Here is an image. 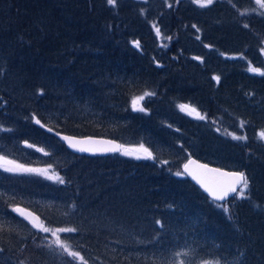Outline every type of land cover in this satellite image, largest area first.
Wrapping results in <instances>:
<instances>
[{"label": "trees", "instance_id": "1", "mask_svg": "<svg viewBox=\"0 0 264 264\" xmlns=\"http://www.w3.org/2000/svg\"><path fill=\"white\" fill-rule=\"evenodd\" d=\"M141 2L0 0V155L34 168L35 153L20 157L32 145L67 174L57 188L34 185L62 211L31 209L52 231L77 229L68 250L51 241L52 257L50 244L21 253L31 240L7 217L0 248L41 255L38 264H264V76L250 71H264V11L245 13L237 0ZM60 132L142 145L155 159L76 156ZM189 157L244 172L245 196L211 202L176 175ZM6 178L2 190L35 196ZM0 200V214L18 203Z\"/></svg>", "mask_w": 264, "mask_h": 264}, {"label": "rangeland", "instance_id": "2", "mask_svg": "<svg viewBox=\"0 0 264 264\" xmlns=\"http://www.w3.org/2000/svg\"><path fill=\"white\" fill-rule=\"evenodd\" d=\"M142 1L141 3L144 2H150V0H140ZM174 0H151V3H154V7L155 8H159L162 6H169L170 3H172ZM176 1V0H175ZM191 2L195 1V0H189ZM215 1V0H214ZM233 1V0H231ZM237 6L241 5V9L245 12L248 13V11H255L257 12L259 15H261L264 11V8H262L261 6H259L258 4H256L255 0H247L248 4L250 3V5L245 6L243 2H239V0H237ZM244 1V0H243ZM251 4L253 6H251ZM151 17H155V13L151 14ZM188 113L194 115L195 117L199 116L197 115L196 112H193L191 108H187ZM201 117V116H200ZM52 142V141H51ZM62 144V143H60ZM52 152L53 153H57L58 152V147H55V144H52ZM137 149H142V148H137ZM124 151H131L134 154L133 155H129L130 156H137L139 155L141 158H144L147 156V153L142 150H136L134 149H127L125 150V148H123V152ZM35 153L37 156L35 157V162L34 164L36 165L34 168L32 169H37L39 171L36 172H24L23 170L21 171H17V172H8L5 171V167H14L15 165H7L5 164L3 167H0V172H2L3 174L5 173L7 175V184L9 186H13L16 184H22L25 185L26 187L29 188L30 190H32L35 194V196H31L28 195L27 196H23L20 195V191L18 190V188L16 187L13 191L17 192L19 195L15 196L14 192H9L7 191V189L2 190V182L0 181V197L5 196L7 200H14L15 202H18L16 205H12L10 206V211H9V215L7 214H0V232L2 233V229L3 227L1 226V222H5L7 217H8V221L12 223L11 226V230L14 227L15 229V234L16 237L19 239L23 238L28 242V244H23L22 245V249H21V253H27L30 252L31 248H35L37 250H41L44 247L48 248L47 245L50 244V248L48 253L46 254V257L51 256L52 257V247H51V241L55 240V244L59 247V249L61 250H68L70 246V237L68 235V232H58L56 230H51L50 227L47 226V224L43 223L41 225V227L34 229L33 226L28 225L27 222L21 218L20 214H18V210H20L21 208H30L33 207L34 209H36L40 215L41 213L44 214H49L48 212L53 211H62V204L58 203V201L54 200L52 197L50 198V196L47 194V196H44L43 191H40L39 194L37 192V190L35 189V184H41L42 186L48 187V188H57L58 186H62V183H64L66 181V179L68 178L67 174L65 173H61L58 170H55L54 168L52 169L51 166H47L46 164L43 163V159H44V153L41 150H38L37 152H35L33 150V148H30L28 146H26V151H22L20 157L24 158L25 156L28 157V159L30 160L32 158L31 154ZM0 157H6L8 160L11 161H15L17 165H22V163L18 160L15 159V157L10 158L8 156H3L0 155ZM18 157V158H20ZM3 161H0V164H3ZM30 168V167H27ZM2 177H4L3 175H1ZM63 181V182H61ZM40 187V186H39ZM46 187H43L44 190H46ZM19 203H23V205H19ZM28 208V209H29ZM4 209V203L3 201L0 200V210ZM37 214V213H36ZM65 214L67 216H69V213L65 211ZM7 215V216H6ZM60 218L64 217V213L59 212L58 213ZM24 221H23V220ZM2 220V221H1ZM49 229V231L45 232L43 229ZM5 233V232H3ZM53 233H55V235H53ZM10 234V233H9ZM57 236L59 237V241L63 242V244L65 245V247H60L59 243L57 242ZM9 240V238H4L1 240V244L3 241H7ZM42 256L39 255L38 257H35V255H33L32 259H27L25 256H15L12 253H3V250L0 248V264H38L40 262V258ZM47 259V258H46ZM47 261H49V259H47ZM200 264H221L218 262H204V263H200Z\"/></svg>", "mask_w": 264, "mask_h": 264}, {"label": "snow or ice", "instance_id": "3", "mask_svg": "<svg viewBox=\"0 0 264 264\" xmlns=\"http://www.w3.org/2000/svg\"><path fill=\"white\" fill-rule=\"evenodd\" d=\"M179 2V0H177ZM195 2L201 6V7H207L209 5H212L214 0H195ZM256 4L260 5L262 8H264V0H255ZM106 4L110 5L112 7H115L117 5V0H106ZM169 7H171V4H169ZM153 27L156 30L157 35H160V29L156 27L154 24ZM245 27H248V25H245ZM168 40H171V37H168ZM136 46H139V42H134ZM261 51H264V49H261ZM199 59V57H197ZM250 71L259 73L260 75L264 76V71H261L259 68H250ZM217 82H219L220 77H214ZM146 95H151V93H146ZM139 99H143V97H140ZM134 105L136 101L133 102ZM187 106L182 105L181 108L184 109ZM141 111H144L143 108L140 109ZM193 112H195V109H192ZM197 115H199L197 113ZM201 119H204L205 117L201 116ZM37 124H39V120L36 121ZM7 130V129H5ZM51 131V129H49ZM58 135V133H57ZM260 138L264 139V131L259 133ZM65 141L69 142V146L80 151V152H91V151H103V152H114L119 151L120 147L119 145H115L113 141H74L71 137H63ZM233 139H246V137H240L233 135ZM94 145H112L111 147H93ZM29 147H32V145H29ZM141 148L143 149V146L141 145ZM144 152L147 153V156L144 158H151L155 159V157L152 156L150 152H148L147 149H143ZM123 155H133L134 153L131 151H124L122 153ZM137 159H140L141 157L139 155L136 156ZM0 161H3V164H0V167H3L5 164L7 165H15L14 167H5V171L8 172H17L23 170L24 172H36L39 171L37 169L32 168H26L23 165H17L15 161L8 160L6 157H0ZM167 163V161H165ZM196 164L195 161H189L188 164L184 165L185 172H188L189 175H192L194 179H196L203 187L204 189L216 200L223 201L225 200V197L229 194L237 193L238 187H239V193L238 195L243 198L245 196V192L249 187V180L244 172H223L220 169H211L206 164H200L197 165L196 170L190 169V165ZM205 173H213L215 174L214 177L209 181L204 179ZM177 176L183 175L182 172H177ZM63 182V181H61ZM17 211H19L17 209ZM45 232L49 231V229H43ZM58 232H75L77 229L75 228H60L57 230ZM55 235V233H53ZM57 242L59 243L60 247H65L63 242L59 241V237L57 236ZM71 255L73 257H79L81 260H83V257H80L79 252H72ZM183 255H187V253H184Z\"/></svg>", "mask_w": 264, "mask_h": 264}, {"label": "water", "instance_id": "4", "mask_svg": "<svg viewBox=\"0 0 264 264\" xmlns=\"http://www.w3.org/2000/svg\"><path fill=\"white\" fill-rule=\"evenodd\" d=\"M56 138L60 141V143H63L67 150L71 153V154H75L77 156H88V157H92V158H96V157H102V158H105L107 156H117L121 153V151L123 150V145L120 141H115V140H112L110 138H103V137H92V136H83V137H77V136H69V135H66V134H63V133H60V134H56L55 135ZM71 137L74 139V141H87V140H91V141H113L115 145H119L121 146L120 147V150L119 151H114V152H103V151H91V152H80L72 147L69 146V142L68 141H65L63 139V137ZM112 145H94L93 147H111ZM189 161H195L196 164H192L190 165V169L192 170H196L197 168V165H200V164H206L204 162H202L201 160H197L196 158L192 157V158H189L188 159V162L186 164L189 163ZM208 165V164H206ZM209 168L211 169H220L218 167H215V166H210L208 165ZM221 171L223 172H233V171H229V170H225V169H220ZM182 172L184 173V175L186 176V178L188 180H190L191 183H193L203 194H205L209 200H211V202H214V203H217L219 205H223L225 204L226 202L232 200L236 195L237 193H234V194H229L228 196L225 197V200L223 201H220V200H216L214 199L205 189L204 187L196 180L192 177V175H189L188 172H185L184 170V166L182 168ZM235 172H240V171H235ZM215 174L213 173H205L204 174V179L205 180H211L213 177H214ZM239 191V187H238V190L237 192ZM19 214L31 225H33L34 227L36 228H39L41 227V219L40 217L32 212L30 209H23L19 212Z\"/></svg>", "mask_w": 264, "mask_h": 264}, {"label": "bare ground", "instance_id": "5", "mask_svg": "<svg viewBox=\"0 0 264 264\" xmlns=\"http://www.w3.org/2000/svg\"><path fill=\"white\" fill-rule=\"evenodd\" d=\"M220 168V167H219ZM187 179V178H186Z\"/></svg>", "mask_w": 264, "mask_h": 264}]
</instances>
